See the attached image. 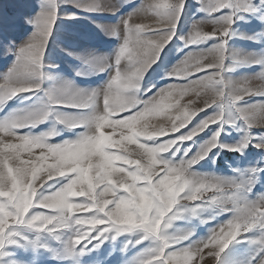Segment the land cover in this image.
Returning a JSON list of instances; mask_svg holds the SVG:
<instances>
[{
    "label": "snow or ice",
    "instance_id": "6c2138e0",
    "mask_svg": "<svg viewBox=\"0 0 264 264\" xmlns=\"http://www.w3.org/2000/svg\"><path fill=\"white\" fill-rule=\"evenodd\" d=\"M196 2L203 16L181 37L191 50L168 74L179 82L148 96L141 83L177 37L188 0H40L29 20L34 31L10 49L15 59L0 74V264L14 255L10 247L96 264L87 258L122 236L136 237L120 249L127 264H264V192H255L264 167L230 176L194 170L216 149L264 151V84H252L264 81V51L236 55L229 47L238 19L264 20V0ZM129 5L114 25H98L120 40L112 56L79 57L107 73L102 85L86 89L48 74L58 21ZM141 16L153 23L137 22ZM240 66L258 71L228 75ZM18 97L35 98L33 106L8 109ZM49 119L74 138L54 141L56 127L33 132ZM229 128L242 133L238 142L221 140ZM205 132L211 135L195 153L181 151ZM218 216L224 219L203 236L191 223L178 226ZM130 247L136 251L128 256Z\"/></svg>",
    "mask_w": 264,
    "mask_h": 264
},
{
    "label": "rangeland",
    "instance_id": "374dc122",
    "mask_svg": "<svg viewBox=\"0 0 264 264\" xmlns=\"http://www.w3.org/2000/svg\"><path fill=\"white\" fill-rule=\"evenodd\" d=\"M102 3H118L119 0H101ZM137 3L140 0H136ZM260 0H256L259 4ZM40 0H0V74L6 72L12 65L15 57L12 50L15 46L26 41L34 31V26L29 23V20L39 11ZM130 5L122 8L120 13L112 14L109 12L99 14H78V18L74 20L61 19L58 21V28L55 38L51 41L49 52L46 58V63L52 65L46 71L52 77L70 79L82 88L91 89L102 85L108 78L107 73H100L93 66L85 64L80 56L94 55L96 57H111L120 44V40L110 36L107 31L98 27V25L110 26L118 22L120 15L130 9ZM199 5L196 0H188L185 9V14L180 27L177 29V37L163 50L157 63L145 75L141 88L146 90L151 88V92L146 95L150 96L159 88L165 87L171 83L179 81L172 80L169 77L170 71L185 57L191 50L184 47L181 37L187 35L190 25L194 20L203 16V13L198 11ZM72 11V9H68ZM137 22L153 23L151 17H138ZM206 30H210L212 25L204 26ZM234 35L229 41L231 52L236 55H244L249 52L264 51V20L259 18V15H244L237 20L233 26ZM85 73L83 76H77L76 72ZM258 71L251 67H237L228 75L232 78H240L245 75L252 74ZM54 80L46 82V87L54 83ZM253 86H260L264 81L253 80ZM191 98V97H188ZM186 98V99H188ZM35 98L32 100L18 97L9 103L8 109H22L32 107ZM5 109V111H8ZM211 111V110H209ZM3 115V113H0ZM204 113L200 114L203 117ZM200 117H197L199 119ZM153 123H167L166 121L154 120ZM195 123V121H194ZM52 127H56L59 135L54 138V141L74 138L73 131L64 129L62 126L56 125L52 119L39 125L33 129V132L40 133ZM255 132L262 130L254 129ZM210 132L201 133L196 138L195 142H188L182 146L184 148L191 147V153L198 150L199 145L210 137ZM242 133L229 128L221 137L224 143L232 144L241 139ZM225 152L218 149L213 150L208 158L200 161L195 165L194 170L201 173H215L220 175H233V169L246 171L251 167H264V151L258 150L251 145L245 150L243 155L233 153V158L223 162ZM252 152V153H250ZM256 193L264 192V173L261 174L260 183L255 188ZM211 214V210L204 213L205 216ZM224 217L218 216L216 220L207 225H199L196 221H188L187 219L178 222V226H185L191 223L197 236L205 235L208 230L216 223L222 221ZM35 236V233H31ZM135 240V236H122L116 242H106L103 248L98 253H93L88 257V260H93L96 264H127V257L120 251L126 240ZM13 253V256L7 258L6 264H11L12 260H21L27 264H72L71 261H62L53 258V253L44 251L43 249L33 251L24 250L23 248L10 247L7 249ZM57 252L61 250L56 249ZM135 248H129L128 256L135 252ZM206 264H211V261H206Z\"/></svg>",
    "mask_w": 264,
    "mask_h": 264
},
{
    "label": "trees",
    "instance_id": "16d2710c",
    "mask_svg": "<svg viewBox=\"0 0 264 264\" xmlns=\"http://www.w3.org/2000/svg\"><path fill=\"white\" fill-rule=\"evenodd\" d=\"M250 153H252V152H250ZM233 158V153H231V152H225V156L223 157V161H220L219 163H218V165L219 166H221L222 164H223V162L224 161H226V160H230V159H232Z\"/></svg>",
    "mask_w": 264,
    "mask_h": 264
}]
</instances>
